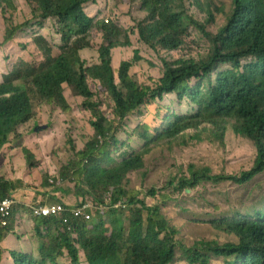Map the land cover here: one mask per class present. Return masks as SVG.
I'll return each mask as SVG.
<instances>
[{
  "label": "trees",
  "instance_id": "1",
  "mask_svg": "<svg viewBox=\"0 0 264 264\" xmlns=\"http://www.w3.org/2000/svg\"><path fill=\"white\" fill-rule=\"evenodd\" d=\"M16 1L28 11L18 24L11 19L15 0H0L1 16L10 17L0 41L8 67L0 76V156L3 148L14 146L34 169L26 138L35 133L38 116L50 129L52 114L67 118L73 113L68 95L79 113L88 116L94 136L82 142L81 150L72 144L74 159L59 176L78 188L85 185L80 191L89 201L110 195L112 204L125 199L128 207L96 212L89 222L75 221L74 233L63 231L57 218L31 214L39 258L13 251V264H60V258H68L67 264H264V208L205 223L188 219L187 208L179 213L169 209V203L186 205V196L210 179L209 169L191 167L189 177H174L163 189L148 190L157 201L153 206L138 198L141 193L129 179L131 173L143 172L146 159L161 147L177 140L222 145L229 132L251 146L255 159L239 175L213 177L241 186L264 173V0H120L138 10L124 28L86 15L87 5L97 0ZM191 33L205 45L197 57L187 53ZM18 38H29L31 44L22 47L29 54L10 63L6 45ZM133 38L157 57L172 56L162 61L153 87L141 86L131 75L138 53L133 61L114 62L113 53L130 49ZM89 51L96 54L92 64ZM178 53L180 58H174ZM98 96L109 101L113 120L104 114ZM166 96L189 109L163 118L158 109L152 124L130 135L140 147L122 161L114 160L124 122ZM16 190L12 180L0 175V201L14 198ZM12 218L7 227L0 219V243L13 231ZM42 229L47 235H41ZM3 254L0 246V264H5Z\"/></svg>",
  "mask_w": 264,
  "mask_h": 264
},
{
  "label": "rangeland",
  "instance_id": "2",
  "mask_svg": "<svg viewBox=\"0 0 264 264\" xmlns=\"http://www.w3.org/2000/svg\"><path fill=\"white\" fill-rule=\"evenodd\" d=\"M16 4H18V1ZM24 11L26 9L19 4L16 13L11 17L14 24L24 21ZM137 11L136 6L122 4L120 0H97L95 3L88 4L85 8V13L90 18L96 21H105V23L107 21L108 24H118L121 28H124L122 26L125 24H129V17H132V14H136ZM1 17L0 41L5 37L9 28L4 20L10 18L8 13H6L5 18ZM49 30H52V24ZM95 39L92 43L96 49L100 44V37ZM199 40L194 34H190L186 42L188 54L197 57L199 53L205 50V45ZM14 42H11L14 47L9 53V57L12 56L13 59L10 63H14L20 57L27 58L29 52L22 47L31 44L29 38H18ZM135 53H138L137 58L140 61L133 67L131 75L141 86L153 87V82L160 78L163 67L162 61H169L172 56L162 53L160 57H157L147 47L139 44L136 38H133L130 49L118 50L113 53L114 62L118 64L122 61H133ZM87 54V59L92 64V60L96 57L95 51H89ZM4 56L0 51V76L8 70ZM84 57L86 56L84 55ZM174 58H180V54H175ZM10 63L7 62V64ZM91 88L95 91L94 83H91ZM67 98L73 108L72 114L67 118L57 113L52 114L50 129H46L41 133H33V135L26 138V141H29L28 148L35 156V168L29 169L27 167L21 151L16 147L6 146L0 156V175L6 176L8 180H11L10 178L14 179L20 190H26L32 194H37L41 187L49 191L47 194L55 193L54 190L59 189L57 196H71L75 204L69 205L76 206L81 200L87 198L82 197L80 191L81 186L85 185H80L78 188L76 184L70 182V178L63 180L59 176V172L74 159L72 144L78 150H81L82 142H89L94 133L88 127V116L80 114L78 108L73 104V100L68 95ZM96 100L103 104V112L106 117L113 120L109 101L101 96H98ZM158 109H160L159 112L163 118L168 112L170 114H173V112L181 113L186 112L189 108L187 103L179 105L175 96H166L162 103L156 102L134 113L124 122V127L118 136L119 146L112 155L114 160L120 162L140 147L137 140L132 139L130 135L136 128L144 124H152ZM36 124V127H47V121L42 116L36 118ZM29 132L30 128L25 131V133ZM182 142L177 140L170 146L153 151L146 159L144 171L133 172L129 175L131 188L141 193L138 198L144 201L147 206H153L157 202L146 193L148 190L163 189L174 177H189L190 168L192 167L194 169H209L210 179L202 181L198 188L186 196L188 199L185 202L186 205L169 203L171 212V206L175 211L174 213H179L181 207H184L191 212L190 215H186L188 219L197 217L203 221L202 223H205L231 216L238 211L250 213L264 208V173L257 175L241 186L213 177L239 175L242 171L252 167L255 153L247 142L235 138L230 132L222 145L215 141L206 140L203 142L186 140V145H183ZM47 182L49 183L48 187L44 185ZM33 198H36V196L33 195ZM101 199L105 201L104 197H101ZM194 213L198 216H193ZM42 233L46 234V231L42 229ZM20 246L25 247L23 243ZM58 261L60 264H67L69 259L60 258ZM82 264H85L84 260H82Z\"/></svg>",
  "mask_w": 264,
  "mask_h": 264
},
{
  "label": "crops",
  "instance_id": "3",
  "mask_svg": "<svg viewBox=\"0 0 264 264\" xmlns=\"http://www.w3.org/2000/svg\"><path fill=\"white\" fill-rule=\"evenodd\" d=\"M16 2H15V7L18 9L19 4L20 5L22 4L19 1H18V4H16ZM24 9H26V7H24ZM23 14L28 15V11L27 10L24 11ZM0 17H1V13H0ZM13 47H14L13 44L6 45V49L9 52L13 50ZM10 179L15 183V186L17 187L16 181H14V179L12 178ZM45 190L46 189L44 187H41L38 190L37 194H32L30 192H27L26 190L25 191L20 190L17 187L16 193H15L16 195L14 196V199L17 201V206L19 207V210L15 215L16 217L14 221V231L11 232V234H9L8 236H6L5 239L1 242V248L4 250V255L2 258L3 263L5 261L10 263L11 261L13 264V260L11 258L10 253L15 251L16 249H18L19 251L28 253V254H32L34 257L39 256L38 249L40 247V241L38 237L35 235L34 219L30 217L31 214L29 211H27V209H29L31 205L45 204V203L51 204L57 201L63 202L66 204H75L71 196H67V197L57 196V191L59 189L54 190L55 193H51V194H47L49 191L47 190L45 191ZM20 192H23V193H20ZM33 195L36 196V198H33ZM47 196H48V199H47ZM46 234L42 233L41 235H46ZM41 241L43 242V240ZM21 243L25 245L24 248L20 246ZM80 253L82 254L81 251Z\"/></svg>",
  "mask_w": 264,
  "mask_h": 264
},
{
  "label": "built area",
  "instance_id": "4",
  "mask_svg": "<svg viewBox=\"0 0 264 264\" xmlns=\"http://www.w3.org/2000/svg\"><path fill=\"white\" fill-rule=\"evenodd\" d=\"M100 196L104 197L105 201L102 200ZM13 205L14 201L9 198L0 203V211L3 217L9 215V210ZM127 205L128 204H126L125 199H123L122 202L112 204L110 195H99L97 197V201H80L75 207H68L62 203L38 205L36 207H32V213L37 218H59L65 225L68 226V229H70L69 224L74 221H90L93 212L107 210L109 208L118 209L120 206H122L124 209L127 207Z\"/></svg>",
  "mask_w": 264,
  "mask_h": 264
},
{
  "label": "clouds",
  "instance_id": "5",
  "mask_svg": "<svg viewBox=\"0 0 264 264\" xmlns=\"http://www.w3.org/2000/svg\"><path fill=\"white\" fill-rule=\"evenodd\" d=\"M106 23H108L107 21H106ZM38 127V126H37ZM36 127V128H37ZM35 128V129H36ZM6 199H8V198H6ZM9 199H11V200H13L14 201V205L10 208V210H9V215L8 216H6V217H3L2 216V213H1V211H0V219H1V226L2 227H7L8 225H9V222L11 221V218H12V213H13V211H15V213H14V217L12 218V219H14V221H15V215H16V213L18 212V210H19V207L17 206V201L14 199V198H9ZM5 200V199H4ZM3 200V201H4ZM3 201H0V203H2ZM82 202H86V201H89V200H87V198L86 199H83V200H81ZM90 202H93V201H90ZM55 203H62V204H65V203H63V202H59V201H57V202H54V204ZM51 204H53V203H51ZM79 204V203H78ZM77 204V205H78ZM38 205H47V203H45V204H37V205H32V206H30L29 207V209H27V211H29L30 212V214H32V216L33 217H35L34 215H33V211H32V207H36V206H38ZM66 206H68V207H75V206H71V205H69V204H65ZM76 205V206H77ZM103 211V210H102ZM97 212H100V211H97ZM94 213H96V212H93L92 213V218H93V214ZM35 218H37V217H35ZM49 218V217H48ZM54 218H56V217H54ZM39 219V218H38ZM57 219H59V218H57ZM60 220V219H59ZM92 220V219H91ZM13 221V220H12ZM61 222H62V225H63V231H67V232H70V233H74V231L76 230V225H75V221L74 222H72V223H70L69 224V226H70V229H68V226L67 225H65L64 223H63V221L62 220H60ZM86 222H89V221H86ZM13 231H14V228H13ZM12 231V232H13ZM9 234H11V232L9 233ZM9 234H7V236L9 235ZM20 235V234H19ZM5 239V238H4ZM3 239V240H4ZM2 240V241H3ZM0 246H1V243H0ZM3 250V249H2ZM15 251H19L18 249H16ZM3 252H4V250H3ZM20 252V251H19ZM12 253V252H11ZM11 253H10V255H11ZM39 254V253H38ZM4 255V254H3ZM82 255V254H81ZM12 258V257H11ZM35 258H39V256H36ZM13 260V259H12ZM10 261V260H9ZM5 264H7L6 262H4ZM8 264H12V262L10 261V263H8Z\"/></svg>",
  "mask_w": 264,
  "mask_h": 264
},
{
  "label": "water",
  "instance_id": "6",
  "mask_svg": "<svg viewBox=\"0 0 264 264\" xmlns=\"http://www.w3.org/2000/svg\"><path fill=\"white\" fill-rule=\"evenodd\" d=\"M46 130V127L45 126H43V127H37L36 129H35V133H41V132H43V131H45Z\"/></svg>",
  "mask_w": 264,
  "mask_h": 264
}]
</instances>
